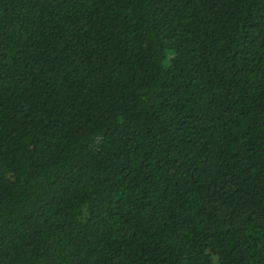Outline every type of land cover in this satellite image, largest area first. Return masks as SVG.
I'll use <instances>...</instances> for the list:
<instances>
[{
  "label": "trees",
  "instance_id": "trees-1",
  "mask_svg": "<svg viewBox=\"0 0 264 264\" xmlns=\"http://www.w3.org/2000/svg\"><path fill=\"white\" fill-rule=\"evenodd\" d=\"M0 264H264V0H0Z\"/></svg>",
  "mask_w": 264,
  "mask_h": 264
}]
</instances>
